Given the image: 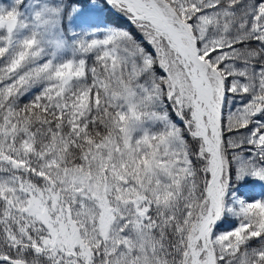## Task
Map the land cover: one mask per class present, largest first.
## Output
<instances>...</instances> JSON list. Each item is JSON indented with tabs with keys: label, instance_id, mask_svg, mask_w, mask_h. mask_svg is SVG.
Returning <instances> with one entry per match:
<instances>
[{
	"label": "snow or ice",
	"instance_id": "obj_1",
	"mask_svg": "<svg viewBox=\"0 0 264 264\" xmlns=\"http://www.w3.org/2000/svg\"><path fill=\"white\" fill-rule=\"evenodd\" d=\"M0 264H264V0H0Z\"/></svg>",
	"mask_w": 264,
	"mask_h": 264
},
{
	"label": "trees",
	"instance_id": "obj_2",
	"mask_svg": "<svg viewBox=\"0 0 264 264\" xmlns=\"http://www.w3.org/2000/svg\"><path fill=\"white\" fill-rule=\"evenodd\" d=\"M113 20H115V22L118 25L131 29V25L128 24V22L126 20H124L122 17L114 16Z\"/></svg>",
	"mask_w": 264,
	"mask_h": 264
}]
</instances>
